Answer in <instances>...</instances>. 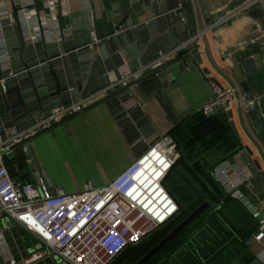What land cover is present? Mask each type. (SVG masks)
Here are the masks:
<instances>
[{"label":"crops","instance_id":"1","mask_svg":"<svg viewBox=\"0 0 264 264\" xmlns=\"http://www.w3.org/2000/svg\"><path fill=\"white\" fill-rule=\"evenodd\" d=\"M52 1V15L58 29L65 30L70 21L75 22L78 29L81 24H87L92 30L94 25L99 38L113 29L115 13L124 17L130 12L134 22L141 23L162 12L161 8H144L137 4L138 0ZM189 2L196 31L202 35L196 41V57L178 56L157 75L158 84L150 87L145 84L146 80L139 89L145 98L151 97L143 107L161 137L167 136L173 118H183L203 110L210 100L211 79L217 80L221 86H226V79H229L243 93L239 84L243 81L240 62L244 59L252 58L255 65L253 76L258 92L252 96L262 98L264 95V0L263 3L255 0ZM36 3L38 6L39 2ZM13 6L12 0H8L6 6L0 9L2 20H14ZM213 21L216 23L211 25ZM58 106L55 98L47 101L34 115L35 122ZM226 110L232 112V121L242 144V150L227 159L231 176L236 180L240 176L247 179L238 185L237 191L245 206L258 212L256 221L259 229L264 222V213L259 208L260 201L264 200V177L261 175L264 174V97L241 116L235 102ZM29 145L42 176V180L40 174L36 177L37 182L50 184L68 194L80 191L88 181L96 187L105 185L145 151L142 147L132 150L127 145L118 126L101 104L80 112L35 138ZM29 162L33 173L38 176L30 159ZM247 162L251 166L246 168ZM108 163L110 169L107 168ZM5 165L13 180L33 185L18 150L16 158H5ZM21 172H24L23 176ZM0 229L12 259L21 260L39 250L35 239L11 219L0 218ZM263 249L264 238L260 242L253 240L252 264H260L257 257L260 258Z\"/></svg>","mask_w":264,"mask_h":264},{"label":"built area","instance_id":"2","mask_svg":"<svg viewBox=\"0 0 264 264\" xmlns=\"http://www.w3.org/2000/svg\"><path fill=\"white\" fill-rule=\"evenodd\" d=\"M8 0H0V9ZM39 2L37 6L36 2ZM85 1V0H84ZM263 3V0H255ZM16 19L24 43L40 38L51 44L57 40L59 29L54 22L52 0H12ZM0 15V23H1ZM179 48L158 56L133 72L122 71L118 80H111L107 87L88 94L75 103L54 108L47 116L19 133L0 140V218L7 217L39 244V250L26 258L14 260L8 254L5 237L0 229V264H36L50 258L53 264H113L128 248L139 246L153 233L161 230L177 213V206L162 181L171 169L175 157L172 140L168 136L148 147L138 158L127 165L101 187L86 182L75 193H64L50 184L13 180L5 165L9 149L15 143L28 139L50 124L68 115L78 113L111 90L137 80L144 74L169 64L180 56ZM2 28L0 24V65L7 63ZM226 86L210 83V100L202 112L226 109L235 102L241 113L254 108L260 97L241 93L229 79ZM249 162L245 167H250ZM228 160L213 170V176L225 193L242 202L237 187L247 179L232 178ZM238 178V177H237ZM246 210L259 218L258 212ZM264 213V200L259 203ZM264 238L261 222L256 242ZM264 264V249L257 257Z\"/></svg>","mask_w":264,"mask_h":264},{"label":"water","instance_id":"3","mask_svg":"<svg viewBox=\"0 0 264 264\" xmlns=\"http://www.w3.org/2000/svg\"><path fill=\"white\" fill-rule=\"evenodd\" d=\"M137 4L144 8H161L162 12L141 23H135L130 12L124 17L115 13L113 29L102 38L98 37L94 25L92 30L87 24H81L78 29L74 25L75 22L70 21L68 28L59 29L54 43L46 44L41 38L24 43L15 17L16 10L13 9L12 22L9 19L1 20L8 61L3 65L6 66L4 70L0 65V140L3 141L34 124V115L47 101L55 98L62 107L75 103L88 94L107 87L111 80H118L122 71L131 73L138 67L148 64L159 53L164 54L179 48L184 58L196 57V41L202 35L196 31L189 0H138ZM257 13L261 14V11L257 10ZM166 65L111 90L82 111L99 104L103 105L118 126L127 145L132 150L140 147L146 150L159 141L161 136L143 107L151 97L145 98L139 89L141 83L149 78L153 79L145 84L149 85L153 80H157V75ZM240 67L243 71L240 89L249 97H253L252 94L258 92L253 76L255 70L253 59L242 60ZM210 82L218 84L214 79ZM80 112L50 124L30 138L13 144L9 149L6 158H16L18 150L31 176L33 187L37 185L36 177H40L41 174L29 143L74 118ZM220 112L226 115L227 125L236 141L241 142L230 110L222 111L218 108L216 111L208 112L206 116ZM29 159L38 176L33 173ZM256 168L259 170L258 165ZM20 174L23 176L24 172ZM261 175L264 177V174ZM208 207L207 202L201 203L134 264L148 263ZM151 240H147L148 242L143 245H147ZM143 245L128 248L113 264H119L131 251L142 248ZM36 264L53 262L50 258H45Z\"/></svg>","mask_w":264,"mask_h":264},{"label":"trees","instance_id":"4","mask_svg":"<svg viewBox=\"0 0 264 264\" xmlns=\"http://www.w3.org/2000/svg\"><path fill=\"white\" fill-rule=\"evenodd\" d=\"M150 84L158 83L153 80ZM171 121L167 136L172 140L175 160L162 181L177 206L169 225H177L203 202L209 207L146 264H252L251 245L258 221L240 201L230 198L213 176L216 166L242 150L241 142L230 132L226 115L220 112L208 117L200 111ZM161 230L119 264L136 263L162 238L165 228Z\"/></svg>","mask_w":264,"mask_h":264},{"label":"rangeland","instance_id":"5","mask_svg":"<svg viewBox=\"0 0 264 264\" xmlns=\"http://www.w3.org/2000/svg\"><path fill=\"white\" fill-rule=\"evenodd\" d=\"M107 168L110 169V165H109V163H108V165H107ZM99 181H100V180H99ZM99 181H98V182H99ZM222 190L224 191V189H222ZM224 192H225V191H224ZM226 194H227V193H226ZM228 195H229V194H228ZM241 197H242V196H241ZM230 198H232L233 200H236V201L238 200V199L233 198L232 196H230ZM238 201H239V200H238ZM238 201H237V202H238ZM240 202H241V201H240ZM241 203H243V200H242ZM242 205H243V204H242ZM173 218H174V217H173ZM173 218H172V219H173ZM169 222H170V221H169ZM169 222L163 227V228H165V230H166V231L164 230L165 233H164L163 235L167 234L171 229H173V228L175 227V224H174V223H173V224L171 223V224L169 225ZM161 231H162V230H161ZM158 234H159V232H158V233H157V232H156V233H153V236H150L148 239H146V240L144 241V243H145L147 240H151V239H153V238H156V236H158ZM163 235H162L161 237H163ZM161 237H160V238H161ZM160 238H159V239H160ZM151 241H152V240H151ZM151 241H149V243H150ZM157 241H158V240H157ZM157 241H155V243H152V244L150 245L149 248H151L154 244H156ZM147 242H148V241H147ZM144 243H141L139 246H142ZM149 243H148V244H149ZM144 246H146V245H143V247H144ZM137 247H138V246H137Z\"/></svg>","mask_w":264,"mask_h":264}]
</instances>
